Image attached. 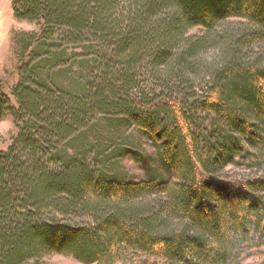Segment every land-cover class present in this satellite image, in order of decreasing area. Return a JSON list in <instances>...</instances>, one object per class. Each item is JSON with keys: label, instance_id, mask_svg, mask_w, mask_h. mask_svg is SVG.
I'll return each mask as SVG.
<instances>
[{"label": "trees", "instance_id": "1", "mask_svg": "<svg viewBox=\"0 0 264 264\" xmlns=\"http://www.w3.org/2000/svg\"><path fill=\"white\" fill-rule=\"evenodd\" d=\"M13 16L34 29L0 94V264L264 250V0H16Z\"/></svg>", "mask_w": 264, "mask_h": 264}, {"label": "rangeland", "instance_id": "2", "mask_svg": "<svg viewBox=\"0 0 264 264\" xmlns=\"http://www.w3.org/2000/svg\"><path fill=\"white\" fill-rule=\"evenodd\" d=\"M16 0H0V94H5L12 99L11 90L17 84L18 60L14 54V36L23 31H31L34 28L25 23L14 20L13 2ZM194 30L193 33H198ZM15 134V127L11 118L0 121V150H5L11 141V137ZM130 171L135 178L140 177L139 171L133 164L127 163ZM260 252L246 254L240 264H258L263 257ZM45 264H81L71 258L53 257L48 259Z\"/></svg>", "mask_w": 264, "mask_h": 264}]
</instances>
